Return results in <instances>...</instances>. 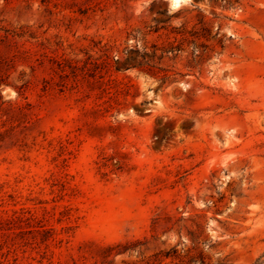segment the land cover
<instances>
[{"label":"rangeland","instance_id":"obj_1","mask_svg":"<svg viewBox=\"0 0 264 264\" xmlns=\"http://www.w3.org/2000/svg\"><path fill=\"white\" fill-rule=\"evenodd\" d=\"M0 264H264V0H0Z\"/></svg>","mask_w":264,"mask_h":264}]
</instances>
